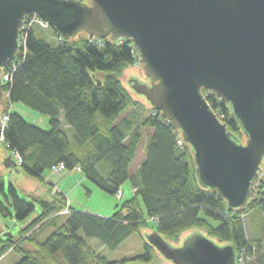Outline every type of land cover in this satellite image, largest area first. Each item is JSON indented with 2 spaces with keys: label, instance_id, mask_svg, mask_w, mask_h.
Wrapping results in <instances>:
<instances>
[{
  "label": "trees",
  "instance_id": "16d2710c",
  "mask_svg": "<svg viewBox=\"0 0 264 264\" xmlns=\"http://www.w3.org/2000/svg\"><path fill=\"white\" fill-rule=\"evenodd\" d=\"M49 30L56 44L43 38L42 28L32 26L26 31V55L3 69L11 73L3 87V94L9 95L3 111L9 118L4 134L7 149L22 158L23 171L37 180L44 181L46 173L51 175L64 165L67 172L79 168L108 195L117 196L127 181L135 194L118 204L111 217L103 218L70 208L67 198L52 194L51 189L47 197H40L10 185L7 196L0 175V194L8 205L0 199L5 218L25 221L37 207L41 211L18 236L11 235L0 244V259L13 251L21 256L16 264H153L156 250L142 237V256L116 262L98 255L80 233L115 250L130 236H141L154 220V231L170 244L195 231L217 244L232 245L238 256L245 253L252 259L246 264H264V184L246 208L229 209L224 199L200 184L192 147L178 143L183 138L181 131L151 105L147 108L133 99L124 87L126 70L140 61L130 41L90 40L85 33L62 41ZM203 94L235 141L244 143L245 135L231 107L212 92L204 90ZM14 104L46 116L50 130L11 111ZM63 118L74 131L72 141ZM145 137V159L131 176V165ZM65 209L67 216L62 214ZM64 216L66 221L59 223ZM49 225L57 230L39 242V233ZM29 243L34 249L25 247Z\"/></svg>",
  "mask_w": 264,
  "mask_h": 264
},
{
  "label": "water",
  "instance_id": "95a60500",
  "mask_svg": "<svg viewBox=\"0 0 264 264\" xmlns=\"http://www.w3.org/2000/svg\"><path fill=\"white\" fill-rule=\"evenodd\" d=\"M28 15L62 41H130L151 81L130 80L154 112L180 130L195 157L200 184L244 209L256 196L264 160V0H0L2 69L16 61ZM212 92L232 109L245 135L235 141L208 104ZM5 166L17 169L9 157ZM147 242L174 264H235L236 251L201 233L180 247L158 233Z\"/></svg>",
  "mask_w": 264,
  "mask_h": 264
},
{
  "label": "rangeland",
  "instance_id": "374dc122",
  "mask_svg": "<svg viewBox=\"0 0 264 264\" xmlns=\"http://www.w3.org/2000/svg\"><path fill=\"white\" fill-rule=\"evenodd\" d=\"M42 33H43V38L48 43L50 44L57 43V41L53 38L51 30L43 29ZM131 79L137 80V82L143 85H147V86L151 85V81L149 77L146 75L143 65L138 64V65H135L127 69L122 79V83L124 87L128 90V92L130 93L133 99L143 103L147 108L150 107V104L147 101V99L144 96H141L134 91L133 86L130 84ZM8 97H9L8 94H5V95L3 94L2 96V100L0 102V115H2L3 114L2 112L7 108ZM10 110L15 113L20 114L28 123L38 126L45 131L50 130L49 119L46 116L24 106L23 104L11 105ZM62 121H63V127L65 128L68 136L70 137L72 141L73 136H74V131L72 128H69L68 126H66V124L64 123V118L62 119ZM147 143H148V137H145L139 146L137 157L134 160L133 164L131 165V168H130L131 176L135 175V173L138 171L140 167L141 162L145 159ZM17 156H15L13 152L8 150L5 143L0 139V175L3 176L5 179V192H6L5 194L9 196L10 185L15 186V188L20 192L24 191L27 194H36V192L34 193V190H39V189L42 190L44 188V184L42 183V181L30 177L23 171V169L21 168L22 166L21 161L18 160ZM9 157H11L14 161H17V164H18L17 169L8 168L5 166V162ZM66 172L67 171H63L59 174L52 173V176L58 177ZM76 172H80V171L76 170ZM48 176H49L48 173L44 175V177H48ZM263 176H264V160L261 164V171L259 172V178L257 180V183L263 180ZM77 179H80L83 182L80 184H77L76 182ZM61 181L62 179H58L57 183L60 184ZM72 184H73V187H71ZM62 187L65 192L69 188L73 190L71 197L77 200V202L81 205V207H75V208H80L78 209L79 212H86V213L94 214V215H97L103 218H109L116 212L115 211L114 213H108L111 201L113 205H116V204L122 205L123 203L127 202L128 200L132 198V189H133L131 181H127L124 184V186L121 188V192H124L125 196L124 198L122 196V198L120 199L118 195L111 196V195L106 194L105 192H102L92 182H90L89 180H85L82 174L76 175L72 181H65L64 183H61V188ZM48 189H51L52 194L61 193L60 189L57 186H53ZM258 190L259 189L257 185L256 194ZM0 199L5 205V207L7 208L8 205H7L6 199L4 198L2 194H0ZM10 210H11V213H13L12 209ZM65 211H67V209H65L64 212ZM40 213L41 211L37 207L35 213L31 215L25 221H17L12 218H5L0 213V233H1L0 234V244L3 241L7 240L11 235L14 237L18 236L20 231L24 229L26 226H28L32 221H34V219H36L40 215ZM100 214H104V215H100ZM64 215L67 216L68 214L64 213ZM65 216L62 217L58 222L64 223L66 221ZM247 225L250 227V222H248ZM155 229H156L155 221L154 220L150 221L149 229L143 230L141 232V236L137 234L130 236L125 242H123L119 246V248L115 250L109 249L97 239L86 238L83 233H80V236L85 239L87 245L91 249H93L98 255L103 256L108 261L121 262V261L131 260L133 258L142 256L145 250H144L141 237L144 240H147V235H152L153 233H155L154 231ZM56 230L57 229L55 225H49L45 227L39 233L38 238H37L38 241L44 242ZM193 233H195V231L183 234L180 238L179 243L171 244V245L175 247L182 246V244L191 235H193ZM219 245L222 246L224 244H219ZM25 247L34 249L31 243L27 244ZM20 260H21L20 254H18L17 252L11 251L7 255H5L2 259H0V264H16ZM129 264H144V263L131 262ZM153 264H174V263L166 259L160 252L156 250V260Z\"/></svg>",
  "mask_w": 264,
  "mask_h": 264
},
{
  "label": "built area",
  "instance_id": "2783aa9c",
  "mask_svg": "<svg viewBox=\"0 0 264 264\" xmlns=\"http://www.w3.org/2000/svg\"><path fill=\"white\" fill-rule=\"evenodd\" d=\"M35 25H38L40 28H43V29H47V30L49 29L48 23L43 21L42 19H40L37 15H28L25 18L24 24L21 27V31H20V38H19L20 51H19V54H18V58L21 55H23V56L26 55V31L29 30L32 26H35ZM14 62H12V63H14ZM15 67H16L15 65H12V69L11 70L14 71ZM3 69H2V82L5 85L6 83L10 82L11 73H10V71L9 72L7 71L6 73H3ZM3 114L0 115V139L6 145L4 134H5V131H6V128H7V123H8L9 118H8V116L6 114H4V115ZM178 143H179L180 146H182L185 143V141L182 138ZM17 158H18V160L21 161V164H23L22 158L19 157V156H17ZM76 170L80 171L79 168H76L75 171ZM63 171H65V166L64 165H60L59 167H57V168H55L53 170V174H59V173H61ZM263 184H264V176H263V180H261V182H258L257 185L259 187L260 185H263ZM118 196L121 199L122 196H123V192L120 191ZM64 213L68 214L69 210L67 209V211H65V212L63 211L62 212L63 215H64ZM250 260H252V259L250 257H246V254L244 253V254H241L239 256L238 255L236 256L235 264H246V261H250Z\"/></svg>",
  "mask_w": 264,
  "mask_h": 264
},
{
  "label": "crops",
  "instance_id": "0c3cea01",
  "mask_svg": "<svg viewBox=\"0 0 264 264\" xmlns=\"http://www.w3.org/2000/svg\"><path fill=\"white\" fill-rule=\"evenodd\" d=\"M142 162H141V164H142ZM78 174H82V173L76 172V171H72V172L63 173L61 176H58V177L57 176H52V174L51 175L49 174V176L45 177L44 181H42V183L44 184V188L45 189L44 188L42 190L39 189L40 191L39 190H34V193L36 192V195L40 196V197H47L48 192H49L48 188L53 187V186H57L60 189L61 193L63 195H65V197L67 198L69 207L78 211V209H80V208H75V207H81V205L77 202V200H75V199H73L71 197V195L73 193V190L69 188L65 192L63 190V187L61 188V183H64L65 181H72L75 178V176L78 175ZM84 178H85V176H84ZM58 179H62L60 184L57 183ZM85 180H87V179L85 178ZM76 182H77V184H80L83 181L80 180V179H77ZM71 187H73V184L71 185ZM134 194H135V190L132 189V197L134 196ZM124 196H125V193L123 192V198H124ZM117 206H118V204L113 205L112 201H111L108 213H114L116 211ZM100 215H104V214H100Z\"/></svg>",
  "mask_w": 264,
  "mask_h": 264
}]
</instances>
